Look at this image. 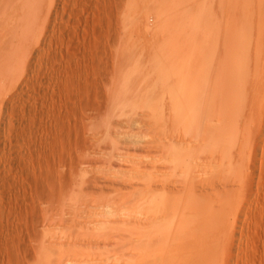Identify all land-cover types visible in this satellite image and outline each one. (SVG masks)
<instances>
[{"label": "rangeland", "instance_id": "obj_1", "mask_svg": "<svg viewBox=\"0 0 264 264\" xmlns=\"http://www.w3.org/2000/svg\"><path fill=\"white\" fill-rule=\"evenodd\" d=\"M48 1L50 9L38 16L40 26L23 31L26 62L12 77L22 75L1 97L0 264H264V0ZM165 10L166 17L154 20L156 12ZM171 18L177 26L170 30L176 31L167 32ZM168 34L180 38L177 43L184 45L199 79L212 78L209 70L216 76L209 81L217 80L211 88H217L218 96L199 112L204 116L208 111L211 119L216 110L220 190L218 217L209 229L205 225L208 232L204 226V235L185 236L154 254L138 247L133 235L117 237L129 225L113 224L110 237L104 234L109 227L104 232L97 228L94 235L95 215L83 212L87 191L78 189L81 179L100 176L105 169L82 160L94 158L89 152L102 137L105 113L117 106L106 98L119 87L111 86L112 78L146 64L151 40ZM194 60L206 65L197 64V70ZM207 143L203 154L209 152ZM111 170L104 173L112 176ZM87 171L92 173L83 175Z\"/></svg>", "mask_w": 264, "mask_h": 264}, {"label": "bare ground", "instance_id": "obj_2", "mask_svg": "<svg viewBox=\"0 0 264 264\" xmlns=\"http://www.w3.org/2000/svg\"><path fill=\"white\" fill-rule=\"evenodd\" d=\"M50 5L48 0H0V104L1 97L3 98L6 95L5 91L10 87L7 85H14L22 75L17 73L14 78L12 77L15 69L21 70L20 65L23 67L26 62V46L24 44L26 41L24 42L25 32L23 31L26 28L29 29L38 25L39 14L42 13V10L47 12L50 9ZM164 7L161 10H164ZM166 11L168 12V10H165L156 12L155 15L153 14L154 20L162 19ZM179 14H177L178 18ZM177 15L173 16L174 21L178 20ZM173 18L169 19L168 25H170V28L166 24L169 28L167 32L173 25L175 27L177 24H174ZM170 20L172 21L171 23ZM172 30L174 31L175 29L172 28ZM172 30L170 31L172 32ZM156 33L153 34L158 37ZM166 36L168 37L169 34ZM165 38H162V40L157 38L151 40L153 42L148 46H151L149 55L145 53V57L150 56V60L144 65L139 63V65H142L139 67H134V65V68L128 69L123 75L118 76L116 74L117 77L111 80V86L117 85L119 87L114 88L110 96L106 93L108 101L115 102L117 106L109 113L106 110L104 124L100 126L102 137L100 139L95 137L97 145L92 141L96 147H93L94 150H90L91 152L89 153L93 152L90 155L93 156L94 154V158H86L82 162L86 164L85 166L88 165L91 168L94 165L95 167L100 165L102 169H113L111 171L115 173L112 172V176H108L104 173V169V171H100L101 173L103 172L100 176L98 174L96 177H92L94 175L86 177L89 172L92 173L93 169L92 171H87V174H85L86 171L84 172L83 175H86L84 176L86 178L78 179V181L81 179L78 191L80 192V189H83V192L87 191L88 196V200L83 201V205L86 208L83 212L88 211L90 212L89 215H97L93 217L94 221H92V223H97V226L94 223L95 231L94 228L92 230L94 235L97 234V230L103 231L108 227V232L106 231L104 234H110L111 231L109 229L113 224L129 225V227L126 226L128 227L126 231L128 236H124L126 233L123 234V232L121 235L119 233V236L115 232V236L124 239V237L127 238L129 235H133L137 239L135 241L138 243V247L142 249L149 248L152 252L155 250L154 254L159 250L161 251V249L180 244L184 240L182 238L187 240L185 236H197L202 230L206 233L209 229L207 225L211 224L209 222L214 221L218 217L216 216L217 197L220 190L215 169V164L218 160V155L215 151V143L218 136L216 127L218 124L216 125L215 123L217 118L215 117L214 119L216 110L211 113L213 114L211 119L206 118V112L208 111L205 112L206 115L204 112V116L203 114L200 115V112L206 109L203 108L202 110L201 106L212 104L215 101L214 98L218 96L217 93L214 97L217 88H211V85H215L217 80L215 79L214 84H212L214 80L209 81V78L211 80L214 77L216 78V76H213L212 70H209L211 73L208 74L212 75V78L209 76L206 82L199 79L201 76H196L194 66V70L191 69V65H193L191 59L189 58L190 60H188L186 59L188 56H184L187 48L184 53V45L179 43L180 38L176 36L175 40V38L170 37L171 42L173 41L172 45L171 43L169 44L170 39L167 38L168 41H166ZM177 39H179L178 43ZM191 41L193 42V40ZM184 43L187 44L185 40ZM141 60L138 59L134 63L136 64ZM193 62L196 63V66L204 63L200 62V60H194ZM131 63H128L129 67L133 64ZM198 68L199 66L196 69L200 70ZM202 68L205 69V67ZM206 68H209V66H206ZM116 75L114 74V76ZM203 82L206 86L202 84ZM108 104L106 107H108ZM212 106L216 107V105ZM200 108L201 111L199 112ZM214 108L208 106L207 110H213ZM206 122H209V124ZM207 141H210L207 144H211V146L209 145V152L206 151L208 154H203L204 144ZM205 167H210V171L207 175L204 172L203 176L201 173ZM80 206L83 207L81 204ZM90 208L95 209L91 210ZM81 214L78 213V217H81ZM72 215L76 216L75 221H77V215ZM86 215L89 216L88 214ZM87 216H85L87 225L85 229L90 225L87 224V221L91 222V216H89L90 219L88 220ZM98 216L99 218L95 219ZM204 226L206 231L203 229ZM122 230L125 232L124 229ZM100 231L99 233H102ZM86 233L88 234V232ZM93 234L91 233L92 236ZM202 234L204 235L203 232ZM102 236L104 239V235ZM112 236L115 237L114 233H112ZM106 237H110V235ZM118 240L117 242L119 243L121 240ZM177 240H179V243L175 242ZM114 242L115 244L117 243L115 240ZM152 252H150V255Z\"/></svg>", "mask_w": 264, "mask_h": 264}]
</instances>
